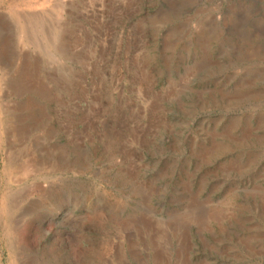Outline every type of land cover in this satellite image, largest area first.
Returning a JSON list of instances; mask_svg holds the SVG:
<instances>
[{"label":"rangeland","instance_id":"374dc122","mask_svg":"<svg viewBox=\"0 0 264 264\" xmlns=\"http://www.w3.org/2000/svg\"><path fill=\"white\" fill-rule=\"evenodd\" d=\"M0 264H264V0H0Z\"/></svg>","mask_w":264,"mask_h":264}]
</instances>
